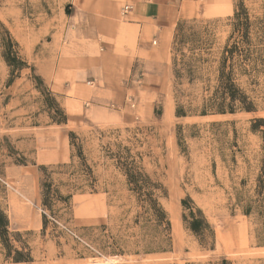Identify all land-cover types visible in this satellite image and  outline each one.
I'll return each instance as SVG.
<instances>
[{
    "label": "rangeland",
    "instance_id": "1",
    "mask_svg": "<svg viewBox=\"0 0 264 264\" xmlns=\"http://www.w3.org/2000/svg\"><path fill=\"white\" fill-rule=\"evenodd\" d=\"M185 1L195 12L170 32L166 89L130 91L133 122L113 124L87 116L88 95L74 88L63 99L38 74L39 51L56 45L69 54L72 4L0 0V41L8 31L24 63L8 67L0 46V209L10 255L17 249L29 259L13 262L0 243V264H264L262 141L250 131L251 119H264V74L242 79L255 112L186 117H176V107L199 106L207 93L173 76V62L189 54L180 45H196L201 32L214 51L234 6L242 1L261 16L264 0ZM123 166L155 185L153 209L147 189H129ZM47 184L51 210L42 206ZM190 212L202 219L197 232L187 227Z\"/></svg>",
    "mask_w": 264,
    "mask_h": 264
},
{
    "label": "crops",
    "instance_id": "2",
    "mask_svg": "<svg viewBox=\"0 0 264 264\" xmlns=\"http://www.w3.org/2000/svg\"><path fill=\"white\" fill-rule=\"evenodd\" d=\"M68 1L72 13L65 19L64 43L69 54L62 55L56 45L39 51L35 57L38 74L63 99H72L66 93L74 88L88 95L84 111L92 121L108 122L111 118L113 124L132 123L127 103L130 91L141 89L158 96L166 89L165 51L170 32L178 20L193 15V3ZM124 5H130L131 10L120 19ZM137 76L141 87L127 82Z\"/></svg>",
    "mask_w": 264,
    "mask_h": 264
},
{
    "label": "trees",
    "instance_id": "3",
    "mask_svg": "<svg viewBox=\"0 0 264 264\" xmlns=\"http://www.w3.org/2000/svg\"><path fill=\"white\" fill-rule=\"evenodd\" d=\"M227 19L229 31L225 41L223 45H218L214 51H212L213 45H202L204 40L201 32L194 34V38L191 39L196 45H180L187 46L189 54L181 53L179 61L173 62L175 83L181 85L185 82L189 86L199 84L201 90L207 93V97L202 100L199 106H192L191 103L186 108L177 106L176 117L227 115L256 111L254 101L242 86V79H250L264 74V14L261 16L251 15L243 2L240 1L234 6L233 14ZM207 31V28L203 30V32ZM6 33L7 37L0 41L1 57L8 67L20 69L24 63L20 59L16 43L8 31ZM180 95L183 96L184 93ZM250 123V131L257 133L262 141L261 170L264 173V128L259 129L261 126L264 127V119L253 118ZM77 156L82 160L79 150ZM120 169L130 190L139 192L142 189H147V200L150 208L153 209L157 203L152 199L155 185L140 172L125 166ZM44 186L46 189L42 195V206L51 210V203L47 201L49 184ZM253 211L252 204L244 205V214L249 215ZM189 216L190 221L187 227L192 232H197L202 224V219L196 218L193 212H190ZM161 218L165 219L166 225L169 226L164 212L161 213ZM8 227V218L0 209V243L6 249L5 257L11 258L13 262L28 261L29 259H26L20 250L14 249V255H10Z\"/></svg>",
    "mask_w": 264,
    "mask_h": 264
},
{
    "label": "built area",
    "instance_id": "4",
    "mask_svg": "<svg viewBox=\"0 0 264 264\" xmlns=\"http://www.w3.org/2000/svg\"><path fill=\"white\" fill-rule=\"evenodd\" d=\"M131 10V6L130 5H124L121 9V14L122 15H126L128 12H130ZM135 82L136 84H140L141 83V77L140 76H137L136 78L134 79H129L127 82ZM129 101L132 102V97L130 96L129 98ZM132 104L134 105V103L132 102Z\"/></svg>",
    "mask_w": 264,
    "mask_h": 264
}]
</instances>
